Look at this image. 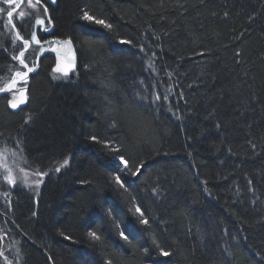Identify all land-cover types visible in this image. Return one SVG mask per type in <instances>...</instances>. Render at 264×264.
<instances>
[{"label": "trees", "instance_id": "obj_1", "mask_svg": "<svg viewBox=\"0 0 264 264\" xmlns=\"http://www.w3.org/2000/svg\"><path fill=\"white\" fill-rule=\"evenodd\" d=\"M49 7L79 59L57 76L45 55L18 112L0 97V147L24 151L18 176L45 174L1 203L14 263L264 264V0ZM5 54L0 88L17 67Z\"/></svg>", "mask_w": 264, "mask_h": 264}, {"label": "bare ground", "instance_id": "obj_2", "mask_svg": "<svg viewBox=\"0 0 264 264\" xmlns=\"http://www.w3.org/2000/svg\"><path fill=\"white\" fill-rule=\"evenodd\" d=\"M33 1L35 3H37V5H35V7H33V6L30 7L29 10H27L26 12H24V14L21 15L20 18L17 19V23L19 22V26L20 27H22V25L25 26L22 31H25V32L31 31L29 33H26L27 36L23 38V40H28L30 42L29 43V46L27 47V49L24 48L23 50L24 51H28L30 53L31 51H29V50H31L33 48L39 47L41 49V47L39 45H37V42L36 41L38 40L37 39L38 33L36 31H34V29L37 28V27H42V29L44 31L50 32L48 34V36H45V37H50V40H45V41H39L38 40L39 41V44H43L44 42H48V43L51 42V45L52 46H48V43H47L46 47L54 48V50H59V51L63 52L65 54L64 56L66 58H68L71 61H73L74 60L73 59L74 57H73V53H72V51L70 49V45L68 43H64V40H67L69 38H65L64 39V38H59V37L54 36L55 24H54V22H53V20L51 18V13H50V7L49 6L55 7L57 5V3H58V0H55L56 1V5H52L47 0H33ZM19 3H20V1L17 2L18 5L16 4L17 5V10L20 8ZM45 7L47 8V11L46 12L44 11V8ZM0 8H3V7L0 6ZM17 12L18 11H16V13ZM40 21H43V24H41ZM2 33L3 34H0V39L4 42V46H2L0 48V51L1 52H4L9 47H12V46L16 45L15 42H17V45L18 46H22L23 47V45H24L23 44V40L21 41V39L16 36V34L18 32L12 31V27L6 26L5 29H4V32H2ZM12 33L15 34V35H13ZM33 36L35 38H33ZM19 37H21V36H19ZM58 41L59 42H62V43L61 44H58L59 43ZM46 47L45 46H42V49L41 50L45 51V48ZM76 54H77V52H76ZM35 57L36 56H34V58ZM77 59H79L78 58V55H77ZM27 65H28L29 68H32L34 70L36 69V65L35 64L34 65L27 64ZM77 66L74 67V68H77ZM71 67H72V65H66L65 66V69H70ZM39 68H40V66L37 67V70L35 72H37L39 70ZM56 68H57V64L55 65L54 70H56ZM25 72H27V68L25 69ZM28 73H29V75H31V72H28ZM70 73H71V71L68 72L67 74H70ZM31 76H29V78H27V79L22 80L21 82L28 83V81L30 80V77ZM16 86L13 87V89H11L7 93V95L10 96L11 100H13V97L12 96H13V93L15 92V90H16ZM22 89H23V95H24V91L25 90L28 91V95H29V87H28V84H27L26 87H24ZM4 96H6V95H4ZM22 100H23V96H22ZM10 109H11V106H10ZM115 163H116V161H115ZM7 198H9L8 193L7 194L0 193V216H1V219H0V233L1 234L6 231L4 229V227H3V226H6V224H5L6 222H4L3 220L10 221L9 220V216L7 215V213L6 212H3V210L1 209V203L4 202V201H6ZM6 205H9V200H7V202L4 204L5 207H6ZM0 238H1L0 241H2V243L4 245L3 238L2 237H0ZM7 244H8L7 245L8 247L10 245H13L14 244L13 243V239L12 238H9V241H7ZM3 250L5 251L4 247H3ZM7 251H10V248H8Z\"/></svg>", "mask_w": 264, "mask_h": 264}, {"label": "rangeland", "instance_id": "obj_3", "mask_svg": "<svg viewBox=\"0 0 264 264\" xmlns=\"http://www.w3.org/2000/svg\"><path fill=\"white\" fill-rule=\"evenodd\" d=\"M33 4L34 2L31 1ZM12 46L11 48H13ZM10 48V47H9ZM12 51H10V54ZM10 60H13L15 57L19 56H11L8 54H5ZM14 58V59H13ZM16 60V59H15ZM67 59L64 57H58L57 58V68H56V75L60 76L63 75L62 71H57V69L61 70H67L68 72H72L74 67L71 69H65V66L68 64ZM12 62V63H13ZM68 75V74H67ZM17 77V76H16ZM15 77V78H16ZM26 83H21L16 87L15 92L13 93V98H15L17 103H20L23 96V89L25 87ZM24 151L18 147V149L9 148L7 146L0 147V193L7 194L9 190H12L15 186L20 185L25 189H28L31 191L32 194H38L40 191V186L43 183V179L45 178L44 175H38V174H32L28 171H23L22 176H18V172H21L23 170L24 165ZM23 164V165H22ZM40 176V178H39ZM6 177H10V179H6ZM39 182V183H37ZM5 222V220H3ZM1 234V233H0ZM3 236V242H4V249L3 256L7 257V259H4L2 256L0 257V264H15L14 259L10 258L7 254V249H12V245L9 247L7 246V241H9L10 235L6 232L1 234ZM0 235V237H1ZM16 248V245H15ZM9 257V258H8Z\"/></svg>", "mask_w": 264, "mask_h": 264}, {"label": "flooded vegetation", "instance_id": "obj_4", "mask_svg": "<svg viewBox=\"0 0 264 264\" xmlns=\"http://www.w3.org/2000/svg\"><path fill=\"white\" fill-rule=\"evenodd\" d=\"M18 1H20V3H19L20 8L17 10V5H18L17 2ZM31 1H33V0H23V1L22 0H13V2L11 4H8V3H5L4 0H0V6L3 7V8H0V32H4L5 27L6 26H9V27H12V31H16V32L19 33V35L16 34V36L18 38H20L19 36H21L23 38L26 37L27 34H26L25 31H22L23 29L19 26V22L17 23V19L21 17V13L24 14V12H26L27 10H29L30 7H32L33 5H37V3H35L33 1L34 2V4H33ZM8 11H13V16L11 17V19H9V17L7 16V12ZM16 11H18V12L16 13ZM34 31H35V29H34ZM37 33H38L37 39L39 41L50 40V37H45V35L42 33V27H38ZM13 35H15V34H13ZM15 44L16 45H14L13 48L10 47V48L6 49L4 51V53L15 57V56L19 55V53L21 51H23L24 52V57H23L24 62L26 64H29V65L36 64L37 56H38V53L40 51V48L39 47L33 48V49L29 50V51H31L29 53L28 51H24L23 50L25 48L24 45L22 47V46H18L17 45V42H15ZM48 46H52L51 45V42L48 43ZM10 51H12L11 54H10ZM45 55H51V54H45ZM34 56H36V57L34 58ZM52 56H54V55H52ZM12 62H13V60H12ZM13 65H17L18 69L15 66L16 69L14 70V72H13V74H12V76H11V78H10V80L8 82H10L11 80H13V78L16 77L15 73H17V72L23 73L25 71V69H26L20 63V61L17 60V59L16 60L14 59ZM1 237L3 238L2 235H1ZM0 240H1V238H0ZM3 247H4V245H3L2 241H0V251H4L3 250ZM0 253H2V252H0ZM7 254H8V256L10 258H12L10 256V251H7Z\"/></svg>", "mask_w": 264, "mask_h": 264}, {"label": "snow or ice", "instance_id": "obj_5", "mask_svg": "<svg viewBox=\"0 0 264 264\" xmlns=\"http://www.w3.org/2000/svg\"><path fill=\"white\" fill-rule=\"evenodd\" d=\"M4 2H5V3H8V4H11V3L13 2V0H4ZM33 7H35V5H33ZM44 11H45V12L47 11V8H46V7L44 8ZM21 15H23V13H21ZM7 16L9 17V19H11V17L13 16V11H8V12H7ZM83 19H85V20H87V21H90V22L97 23V24L105 25V21H103V20H97L95 17L89 15L87 12L84 13V15H83ZM40 23L43 24V21H40ZM13 26H14V25H13ZM105 26L108 27V28H111V27H112L110 24L105 25ZM17 35H19V33H17ZM33 38H35V37L33 36ZM20 39L23 40V37H20ZM36 42H37V44H39V41H38V40H37ZM29 43H30V42H29L28 40H23V44H24L25 49H27V47L29 46ZM66 43L70 44L71 41L69 40V41H67ZM121 43H131V42H130V41H121ZM23 57H24V52H23V51H21V52L19 53V56L15 57V59L19 60L20 63H21L25 68H27V72H24V73L17 72V73H15V75H16L17 77H20L21 79L26 78L28 72H31V71L33 70L32 68H29L28 65L24 62ZM57 71H62V72H63V75H65V76L67 75V70H61V69L58 68ZM12 83L15 84V81H13ZM10 90H11V86H9L8 88H0V91H10ZM156 99L158 100V99H160V97L157 96ZM165 99H167V97H165ZM9 103H10V106H11L12 108H16V107L18 106V103L16 102L15 98H13V100L9 101ZM91 139H92L93 141H97V140H98V138H97L96 136H92ZM106 146H108V145L106 144ZM113 150H114V151H118V149H113ZM117 160H118L119 164L123 167V169L125 170V172H127V171L129 170V161H128L127 159H125L124 156H119V157H117ZM67 163H68V161L65 160L64 163H63V165H61V167H63V166L66 165ZM142 168H143V163L138 164V165L136 166V171L132 172L131 174H132L133 176L138 175V174L140 173V171H141ZM59 170H60L59 168L56 169V171H59ZM37 174H38V175H41V176L44 175L43 173H37ZM6 179H10V177H6ZM112 179H113V181H114V183H115L116 185L120 186L121 188L124 187V181L121 179L120 175H115L114 177H112ZM37 183H39V182H37ZM136 212L139 213L141 217H143L144 214H143V212L140 210L139 207L136 208ZM140 223L147 225V224H148V220H147V218H143V219H141V220H140ZM88 235H89L93 240H99V239H100V237L98 236V234H97L96 232H94V231L89 232ZM119 235H120V237H121L122 239H124L125 241L128 240V235H126L123 231H121V232L119 233ZM69 239H70V237H69ZM153 243H155V241H153ZM159 251H160V254H161L162 256L167 257V256H170V255H171L170 252L164 251L162 248L159 249ZM145 252H147V249H145ZM109 264H110V262H109Z\"/></svg>", "mask_w": 264, "mask_h": 264}, {"label": "water", "instance_id": "obj_6", "mask_svg": "<svg viewBox=\"0 0 264 264\" xmlns=\"http://www.w3.org/2000/svg\"><path fill=\"white\" fill-rule=\"evenodd\" d=\"M48 2H50L52 5H56V1L55 0H47ZM50 32H47V31H44L43 30V34L45 35V36H48V34H49ZM70 39H67V40H64V43H66L67 41H69ZM71 41V43L69 44L70 45V49H71V51H72V53H73V61H71L70 59H68V58H66L64 55V53L63 52H61V51H59V50H54V48H49V47H46V45H47V43L48 42H44L43 44H37V45H39L40 47H41V49H42V46H45L46 48H45V51H43V50H41L40 49V51H39V53H38V56H37V63H36V69L34 70H32L31 71V75L37 70V67L38 66H40V63H41V60H42V58L45 56V54L46 53H48V54H51V55H54L56 58H58V57H64V58H66L68 61V64L69 65H72V67L71 68H73V67H76L77 65H78V59H77V54H76V49H75V46H74V44H73V42H72V40H70ZM59 42V41H58ZM62 42H59L58 44H61ZM70 68V69H71ZM31 75H29V73L27 74V77L26 78H24V79H27V78H29V76H31ZM24 79H21L20 77H18V78H16V79H14L13 81H15V84H13L12 82L13 81H11L7 86H5L4 88H8L9 86H11V89H13V87H15L19 82H21L22 80H24ZM9 91H0V97H2V96H4V95H7V93H8ZM28 103H29V95H28V91L27 90H25L24 91V95H23V100L18 104V106L16 107V108H12L11 107V111L12 112H18L21 108H24V107H26L27 105H28ZM115 161H116V163L117 164H119V162H118V160L117 159H115ZM120 165V164H119ZM0 256H2L4 259H7V257H4L3 256V252L2 253H0Z\"/></svg>", "mask_w": 264, "mask_h": 264}]
</instances>
